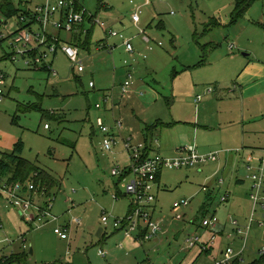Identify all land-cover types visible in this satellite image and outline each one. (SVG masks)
Returning <instances> with one entry per match:
<instances>
[{"label":"rangeland","instance_id":"obj_1","mask_svg":"<svg viewBox=\"0 0 264 264\" xmlns=\"http://www.w3.org/2000/svg\"><path fill=\"white\" fill-rule=\"evenodd\" d=\"M14 1L19 5L20 0ZM80 1L109 31L119 34L112 36L86 22L91 38L89 47L80 48L82 72L61 50L51 58L57 75L27 66L21 57L5 59L4 50L13 52L12 34L19 24L16 17L8 19L0 11V20L8 21L6 29L0 27V34L7 38L0 47V73L6 77L0 87L4 92L0 99V159L5 153H14L22 142L18 154L60 182L45 199L32 193L39 206L54 204L51 213L57 219L50 218L41 227L30 225L0 198V239L11 241L0 243V255L25 253L24 260L12 264H216L218 246L227 242L231 224L224 236H217L212 252H205L202 243L189 247L187 238L205 218L202 207L207 201L211 214L224 203L216 216L219 224L221 216H227L224 222L229 220L228 203L221 200L230 191L229 184L234 185L233 192L236 187L247 191L248 172V180L239 182L236 168L231 166L218 175L211 168L201 172L197 167L164 169L161 189L155 190L158 212L166 219L164 231L152 240L145 239L144 244L133 237L127 241L125 231L102 222L104 212L126 217L130 202L127 197H112L119 182L112 169L123 165L124 157L102 150L104 135L98 120L102 118L113 128L115 117L123 119L131 132L132 127L142 132L147 126L163 123L156 136L160 152L167 155L195 141L199 145L223 143L243 133L264 146V0L255 1L234 23L235 0ZM136 11L140 13L137 24L133 20ZM216 20L218 24H214ZM61 37L67 42L70 35L61 33ZM125 40L130 41L133 52L127 50ZM243 77L252 81H242ZM127 81L131 88L124 95L122 86ZM210 87L215 92L206 96ZM199 94L205 97L196 102ZM97 104L103 108L98 109ZM45 112H55V118ZM127 130L124 135L131 136ZM183 199L191 200L190 204L175 210L174 203ZM259 213L264 214L260 206ZM179 214L182 219H176ZM68 225V238L55 233L56 227ZM200 232L204 242H209V233ZM223 244V250L233 248L238 254V264H255L264 259V227L248 237L244 249L242 242L243 252L232 243Z\"/></svg>","mask_w":264,"mask_h":264},{"label":"built area","instance_id":"obj_2","mask_svg":"<svg viewBox=\"0 0 264 264\" xmlns=\"http://www.w3.org/2000/svg\"><path fill=\"white\" fill-rule=\"evenodd\" d=\"M23 4L24 13L20 20L19 30L12 34V48L10 59L16 61L21 57L27 66L39 69L46 65L52 74L57 75L53 65L50 64L51 58L60 50L64 52L68 58L74 63L78 71L85 70L83 62L80 60V48L70 41L65 42L61 33H74L76 27L86 24L87 21L105 29L106 23L96 15L91 14L81 3L80 0H20ZM77 4L82 5L81 10H76ZM133 20L137 24L140 21V13L136 11ZM0 22H5L1 20ZM87 30V29H86ZM112 36L119 34L109 31ZM123 37V35H121ZM7 38L4 34H0V42ZM147 42L151 39L146 36ZM2 43V45H3ZM124 44L129 52H133L134 48L129 40H125ZM161 44V43H160ZM2 45L0 47H2ZM152 48V47H151ZM5 55L8 54L4 50ZM35 52L34 56L30 53ZM76 64V65H75ZM6 77L4 73H0V87L5 83ZM95 86L93 82L90 83ZM131 88L130 81L122 86V93L126 95ZM212 92L213 89L208 90ZM3 90L0 88V99H3ZM203 98L199 95L196 102ZM114 106V105H113ZM98 109L103 108L102 104H97ZM46 124V128H48ZM98 127L103 133L101 142L102 150L106 152H114L118 145L122 146V152L126 156V163L116 165L112 169V175L119 179V184L123 186L125 191L120 193L127 197L131 204V209L126 217H115L108 212H104L102 222L107 227L112 225L116 229H123L127 234H135V237L141 244L147 239H152L164 231V218H156L158 212L156 185L159 174L164 169H182L186 167H196L204 165L217 158L219 151L202 153L198 148L193 146H182L178 148L177 154L172 157L163 156L161 154L153 155L151 153L152 144L144 140L135 139L134 136L124 135V121L115 117L114 127L111 128L105 124L104 120H98ZM150 147V149H149ZM247 178L253 181L254 192L251 197L256 206H260L264 210V150L263 156L258 165H247ZM45 192L39 191L33 181L25 183H4L2 187V197L9 205L17 209L34 227V223L41 227L45 221L50 218H57L51 213L54 204L52 202L45 206H39L35 201V193L45 199ZM115 199L120 198L114 195ZM226 200V197L223 198ZM191 200L183 199L174 203L175 210L186 207ZM37 211V214L34 213ZM182 215H177L176 219H182ZM254 217V214H253ZM251 218V220L253 219ZM74 222H79L78 219ZM235 225L236 221H232ZM35 225V226H36ZM219 225V218L216 215L202 219L200 228L193 236L187 238V245L191 248L197 244H203V249L207 250L208 244L203 240V234L200 230L210 231L209 244L214 245L218 236L216 232ZM264 227V221L261 222ZM36 226L37 228H39ZM3 224L0 219V230ZM200 229V230H199ZM55 233L61 238H68L66 228H55ZM146 239V240H145ZM10 241L9 238L0 239V243ZM26 248V246H25ZM264 253V248L261 251ZM105 256L103 251H100ZM237 253L233 248H229L223 252L222 258L216 261V264H238L236 261Z\"/></svg>","mask_w":264,"mask_h":264},{"label":"crops","instance_id":"obj_3","mask_svg":"<svg viewBox=\"0 0 264 264\" xmlns=\"http://www.w3.org/2000/svg\"><path fill=\"white\" fill-rule=\"evenodd\" d=\"M7 26H8V21L7 20L5 22H3V23L0 22V27L1 28L6 29ZM102 30L104 32H106V33L109 32L107 25L105 26V29H102ZM67 34H69V33H67ZM69 35H70V38H69L68 41H70V43H71V40H72V37H73V33H70ZM230 48H231V50H233L234 49V45H231ZM50 64L53 65V61H50ZM244 80H245V82L249 81V83L252 81L251 78H248V77H243L242 81H244ZM208 90H209V88L206 90V93H205L206 96L207 95H211V94H213L215 92L214 89H213L212 92H209ZM205 95H203V98L205 97ZM106 106L107 105H104V108H106ZM115 107L116 106L114 105V108H112L113 112H114ZM119 109H120V106H119ZM127 126L129 128V124L128 123L125 124V121H124V131L127 130ZM142 129H141V131H142ZM145 129L146 128H144L143 131L140 132V131H137L135 128L132 127V130L134 132H131L130 130L129 131L127 130V131H128V133L132 134V136H134L135 139L144 140L145 141V135H146ZM158 130L159 129L156 128V130H154V135L151 136V137H153V140H151V142H150V144H152V147H153L151 153L153 155L161 154L163 156H168V157L175 156L177 154L178 148H180V147H176L174 149V154H172V155H167V154H164L163 152L162 153L160 152V150H159L160 142H159L158 136H156L157 133H158ZM196 131H197V129H196ZM193 145H195L198 148V150L200 152H202V153L219 151L218 155H222L223 154V157L221 159H220V157L217 156V158L215 160H213V161H210V162H208V163H206L204 165H201V166H196L198 168V171H200V172L203 171L202 170L203 168L204 169L211 168V171L212 170L215 171L213 174H217L218 175L219 173L223 172V170H225L229 166H231L232 168H236V170L234 171V175L235 174L237 175V180L239 182H246L245 178H246L247 165L248 164L258 165L260 160L262 159L263 150H264V146H259L260 144H258L256 141H253V139L251 137L247 136L246 133H243V135H241L238 139H235V140L229 141V142H223L222 143L220 141L219 143L213 142V143L206 144V145H203V144L199 145L195 141L192 145H187V146H193ZM161 151H162V149H161ZM106 153L107 154H111L113 156H116L118 154H122V156L124 157V159H123L124 162L121 163V164H125L126 163V156L122 152V146L121 145H118L114 152H106ZM169 153H171V151ZM162 172L160 173V176H159V178L157 180L156 188H157L158 192L161 189V185H162ZM241 172H242V174H241ZM229 174H230V170H229L228 175ZM222 181H223L222 183H225L223 177H222ZM249 183H250L249 184V188L247 187V189H246L245 185H243V187L247 191H243V190L239 191V189L236 187L237 191L235 189L234 192H233V189L235 188L234 185L233 184H229L228 189L230 191L226 192V194L223 196V198L226 197V200H223V198L221 200L222 202L224 201V202L228 203L227 210L229 212H231V214H229V220H227L225 222H224V219H226L227 216H225V217L221 216V219H222L223 223L220 222V224L217 227L216 232L218 233L219 236H224L225 235L224 233H227L226 230L228 229L229 224H231L233 226V228H231L232 230L229 231V233L227 235V240H226L227 242H224V240L220 242V246H218V254H217V257L215 258V262L218 259L222 258L223 252L226 250V249L223 250L224 249L223 247L225 245L223 243H227V244L232 243L233 245H235V247L239 246L240 247L239 250L241 249L240 251L243 252V249L246 246V243L248 242V237H250L253 232H256L258 230V228L263 227L261 225V222L264 220V214L263 215L261 213L258 214V207L259 206H256L254 204V202L252 200V197H251L252 193L254 192V187H253L254 184H253L252 180H250ZM119 185L120 184L118 182L116 184V191L112 194V197L115 194H117L118 196L120 195L119 193L122 190L120 189ZM59 186H60V182H59V185L56 186V187H59ZM157 191H156V195H157ZM243 192H244V194H243ZM119 197L120 198L118 200H120L121 198H123L125 196H119ZM157 198H158V196H157ZM115 200H117V199H115ZM7 204H8V202H7ZM209 204H210V202L207 201L206 203H204V206L202 207V210L204 211L203 214H204L205 218L206 217H210L212 215H217L218 212H221L223 210L222 206H223L224 203H220L219 208L215 209V211L212 212L214 214H211V212L209 210V207H208ZM8 205H7V207H8ZM130 209H131V204L129 205L128 212L130 211ZM159 213L160 212L156 213L157 214L156 218L161 219ZM253 214H254V217H253ZM252 217H253V219L251 220ZM261 218H262V220H261ZM232 221H236L237 224L235 225ZM254 225L257 226L256 229H254ZM68 228H69V225L66 227L67 232H68ZM113 228L116 229L115 227H113ZM117 231H124V230L119 229ZM204 231H205V234L209 233V235H211V232L209 230L208 231L204 230ZM219 236H218V239H219ZM228 236H231L233 241L230 240L228 238ZM125 237H126L127 241L128 240L132 241V239H130L131 237L135 238L138 241V239L135 237V234L129 235V234L126 233ZM147 240H152V239H147ZM229 240L231 242H228ZM242 242L244 244L243 249L241 248ZM206 243L209 246L207 247L208 249L204 250V251L205 252H212V250L215 248L214 245L209 244L208 241ZM243 260H244V258H242V261ZM239 262H241L240 258H239ZM257 263H258V260L255 261V264H257ZM262 264H264V262Z\"/></svg>","mask_w":264,"mask_h":264},{"label":"trees","instance_id":"obj_4","mask_svg":"<svg viewBox=\"0 0 264 264\" xmlns=\"http://www.w3.org/2000/svg\"><path fill=\"white\" fill-rule=\"evenodd\" d=\"M257 0H235V9L233 12V20L232 22H237L239 18L243 16L244 13L253 5V3ZM21 1L19 5L15 3L14 0H0V11L5 15L6 18L16 17L18 19V24H20V18L24 13H27L21 6ZM82 5L77 4L76 10H81ZM219 22L216 20L214 24H218ZM88 35L87 39L84 40V35ZM91 31L86 30L85 24L78 25L76 27L75 32L73 33V37L71 43L78 46L79 48H87L90 45ZM3 41V40H2ZM0 42V46L3 42ZM36 53L31 52L30 55L34 56ZM5 59H10V54L4 55ZM42 70H49L46 65L42 66ZM55 112L52 113H44L45 116H51L55 118ZM57 118V117H56ZM59 118H57L58 120ZM164 125L163 123L158 122L154 126H147L145 129V141L150 145L151 140H153L152 135H154V130L159 126ZM67 143V142H65ZM150 149V147H149ZM23 150V143L19 142L16 145V149L14 153L4 154V157L0 159V198L2 197V187L4 183H25L27 181H33L39 191L43 192L46 190L45 195H50L51 190L59 185L57 178L51 174L50 172L41 169L36 163L20 156L18 153H21ZM160 176V174H159ZM158 176V178H159ZM200 228V226H199ZM1 254V253H0ZM25 253L22 255L14 254L11 256L8 255H0V264H12L17 260H24ZM262 261L257 264H262Z\"/></svg>","mask_w":264,"mask_h":264},{"label":"water","instance_id":"obj_5","mask_svg":"<svg viewBox=\"0 0 264 264\" xmlns=\"http://www.w3.org/2000/svg\"><path fill=\"white\" fill-rule=\"evenodd\" d=\"M180 237H181V233L176 237V239L178 240L180 239ZM31 253H32V250H31Z\"/></svg>","mask_w":264,"mask_h":264}]
</instances>
